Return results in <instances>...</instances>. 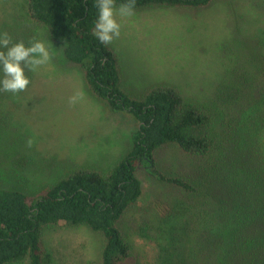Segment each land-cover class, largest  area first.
Wrapping results in <instances>:
<instances>
[{"label":"rangeland","instance_id":"374dc122","mask_svg":"<svg viewBox=\"0 0 264 264\" xmlns=\"http://www.w3.org/2000/svg\"><path fill=\"white\" fill-rule=\"evenodd\" d=\"M117 19L120 35L109 45L120 61L123 89L137 96L154 85L172 84L211 115L217 132L216 146L206 157L194 159L167 145L154 155L157 168L171 175L188 174L200 186L203 174L212 175L218 189L222 179L226 185L233 179L228 170L236 168L232 159L237 150L247 149L239 130L254 114L246 102L232 106L242 92L236 84H224L233 57L222 55V49L234 50L239 34L259 41L264 54V0H215L200 10L148 8ZM0 31L26 44L42 40L50 52L46 64L29 72L30 83L23 91L8 92L13 105L0 111V188L37 195L73 169L105 170L130 149L136 123L124 113L111 112L87 91L82 72L64 59L62 46L25 18L23 0H0ZM136 176L142 195L118 227L132 247L127 264H156L169 249L166 228L188 235L195 218L184 214L185 224L179 217V227L173 229L177 202H185L181 193L144 170ZM212 199L205 194L210 217L222 216L220 205L226 201L214 204ZM188 207L193 213L188 205L185 213ZM41 238L45 264L99 262L102 238L86 226L48 225ZM182 243L186 258L189 243L183 238ZM180 245L176 241L172 248Z\"/></svg>","mask_w":264,"mask_h":264},{"label":"trees","instance_id":"16d2710c","mask_svg":"<svg viewBox=\"0 0 264 264\" xmlns=\"http://www.w3.org/2000/svg\"><path fill=\"white\" fill-rule=\"evenodd\" d=\"M214 1L132 0L133 11L161 7L200 10ZM23 2L25 18L33 26L44 29L51 42L62 46V56L80 69L87 91L111 112L128 115L136 128L131 133L130 149L105 170L73 169L37 195L0 188V264H45L41 231L45 226L59 223L86 226L101 236L100 259L95 264H127L133 255L132 247L118 223L142 195V184L136 176L139 170L181 193L185 202H177L179 205L174 211L177 218L170 222L173 229L179 227V217L185 224L182 215L195 218L188 235H175L166 228L169 249H162L166 251L156 264H264V54L261 43L238 34L234 50L226 46L222 49V55L234 58L224 84H236L242 92L232 106L246 102L245 107L254 115L239 130L247 149L237 150L239 154L233 155L236 168L228 170L233 179L226 185L222 179L218 189L213 185V176L203 174L200 186L188 174L162 173L154 155L167 145L177 146L194 159L209 155L217 143L211 115L172 84L154 85L137 96L126 92L117 54L109 44H101L93 35L96 0ZM123 2L114 0V8ZM25 74L28 76L29 71ZM8 94L0 92V111L13 105ZM208 192L214 204L226 201L225 207L224 203L220 205L222 216L210 217L204 201ZM185 204L194 212L190 213L188 207L185 213ZM182 238L189 243L186 258ZM176 241L181 245L172 248Z\"/></svg>","mask_w":264,"mask_h":264},{"label":"clouds","instance_id":"9594fccd","mask_svg":"<svg viewBox=\"0 0 264 264\" xmlns=\"http://www.w3.org/2000/svg\"><path fill=\"white\" fill-rule=\"evenodd\" d=\"M97 16L94 21V37L103 45L110 44L119 37L121 18L133 15L132 0H125L114 8V0H96ZM50 59V52L45 42L38 39L14 40L6 31H0V92L17 93L30 83L26 70L34 72ZM77 96L71 97L75 102Z\"/></svg>","mask_w":264,"mask_h":264}]
</instances>
